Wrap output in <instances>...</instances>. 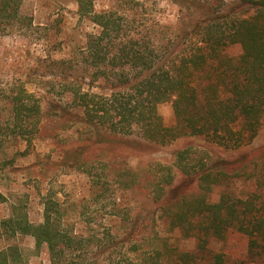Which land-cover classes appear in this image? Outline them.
I'll use <instances>...</instances> for the list:
<instances>
[{
    "label": "trees",
    "instance_id": "trees-1",
    "mask_svg": "<svg viewBox=\"0 0 264 264\" xmlns=\"http://www.w3.org/2000/svg\"><path fill=\"white\" fill-rule=\"evenodd\" d=\"M96 1L75 0L79 15L99 29L87 37L83 51L84 66L94 73L66 83L67 105L76 110L65 114L92 127L88 145L110 142L133 151L156 152L196 137L220 149L238 150L257 138L264 122V0L228 5L222 0H170L180 8L178 26L173 29L158 22L162 34L154 24L135 28L129 18L150 0H115L114 6L102 11H96ZM23 5V0H0L2 34L23 33L32 27ZM236 44L242 54L233 59L225 49ZM100 81L108 87H96ZM6 94L8 111H2L4 96L0 97V163L11 143L25 144L20 154H29L45 127V113L36 95L24 85L13 86ZM166 102L173 103L177 121L173 127H166L158 112V106ZM172 156L173 166L158 165L164 169L153 184V204L166 217L163 223L169 233L179 230L196 240L193 251L156 234L132 239L130 249L116 253L127 241H120L111 229L102 237L94 232L75 233L58 193L48 190L40 224L29 219L25 202L10 204L11 214L0 224V244L4 243L0 264H29L18 242L23 237H32L31 253H45L51 264H229L224 253L210 246L232 234L247 239L249 258L264 261V192L237 195L232 186L247 165L261 160L263 154L245 150L231 161L219 157L196 161L192 148L186 147ZM73 164L91 178L95 199L108 190L109 183L124 186L113 197L114 209L116 215H124L123 221L131 220L130 229L135 231L130 234L135 235L138 223L124 208V194L142 186L145 170L124 163L119 170L105 169L97 175L91 171L92 161L78 148ZM182 185H195L198 193L174 194L173 189ZM9 199L0 193V203Z\"/></svg>",
    "mask_w": 264,
    "mask_h": 264
},
{
    "label": "rangeland",
    "instance_id": "rangeland-1",
    "mask_svg": "<svg viewBox=\"0 0 264 264\" xmlns=\"http://www.w3.org/2000/svg\"><path fill=\"white\" fill-rule=\"evenodd\" d=\"M212 1V0H208ZM232 4L239 0H222ZM23 13L33 20V25L23 33L2 34L0 32V97L2 111H8V94L4 91L13 86L24 85L26 89L40 99L45 113V127L35 147L27 155H23L25 144H9L6 156L0 163V193L7 196L8 202L0 203V224L11 214L10 204L15 200L26 203L29 219L40 224L43 221V195L48 190L58 193V199L66 209V221L77 234L88 236L96 233L103 236L111 229L116 237L127 241L116 251L124 253L130 249V241L139 237L159 235L169 237L184 250L193 251L196 240L188 238L181 231L168 232L164 226L166 217L158 204H153L156 187L153 185L157 177L163 175L161 166H173V154L176 150L192 148L194 160H209L212 158L236 159L241 152L263 154L253 165H247L243 176L234 179L232 186L237 195H248L255 191L264 192V122L257 138L249 145L238 150L220 149L206 138L186 137L167 148L155 151H133L124 144L97 142L88 145L93 137L91 126L81 119L70 118L67 110H76L68 106L66 83L70 79L91 77L94 70L85 68L83 51L87 37L98 33L99 29L90 20L82 18L78 13L75 0H23ZM115 0H97L96 11H102L114 6ZM179 7L170 0H150L144 8L129 14L135 28L140 30L146 24L178 26ZM146 25V26H145ZM148 28V27H147ZM146 28V29H147ZM172 29V30H173ZM176 29V28H175ZM175 31V30H173ZM227 56L238 59L242 54L240 45H230L225 49ZM90 63V62H89ZM86 65V64H85ZM90 67V66H89ZM92 71V72H91ZM86 83H89L88 81ZM96 87L105 86L103 81ZM87 88V86L85 87ZM95 92L101 91L94 88ZM105 93H110L105 92ZM158 112L166 127L176 125V116L172 102L162 103ZM91 160V171L102 175L104 170H119L120 165L145 170L142 186L134 190H125L126 202L124 208L136 219L138 231L130 229L129 218L122 220L124 215H116L114 209L115 195H119L124 186L109 183L108 190L99 198L92 197L90 191L92 180L81 169L73 164L74 150ZM262 152V153H261ZM18 153V154H17ZM3 159L13 160L5 165ZM177 175V181L180 179ZM123 182L127 181L124 176ZM171 190V189H170ZM174 194L187 191L196 195L195 185L176 187ZM124 209V210H125ZM139 232V233H138ZM19 244L28 254L29 264H51L48 256L43 253L35 256L31 252L35 248L32 237H23ZM4 243L0 244L3 247ZM247 239L240 234L230 235L226 241L214 242L210 249L226 255L229 264H264L263 260H253L247 256Z\"/></svg>",
    "mask_w": 264,
    "mask_h": 264
}]
</instances>
